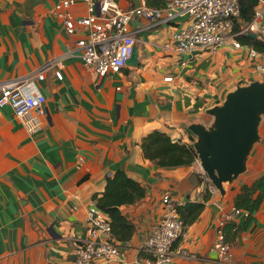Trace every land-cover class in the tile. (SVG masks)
<instances>
[{
    "label": "crops",
    "instance_id": "1",
    "mask_svg": "<svg viewBox=\"0 0 264 264\" xmlns=\"http://www.w3.org/2000/svg\"><path fill=\"white\" fill-rule=\"evenodd\" d=\"M58 1L0 0V81L25 78L53 61L44 80H36L46 96L41 130L29 132L25 118L0 106V264H72L76 244L87 236L94 195L102 194L107 178L120 169L147 193L121 207L136 226L121 258L99 264H142L139 245L162 215L167 191L176 204L206 203L175 243L176 249L197 257L178 255L173 264H264V199L251 216L242 211L227 221L237 225L236 231L226 232L232 248L228 262L222 263L213 248L235 196L264 175V124L247 170L225 183L224 195L207 179L198 159L191 166L159 167L141 146L153 130L193 144L196 135L189 126L209 125L208 109L223 103L238 85L264 82V70L256 69L246 48L232 44L188 54L166 50L164 42L183 18L152 28L138 18L130 24L141 28L138 65L101 76L75 54L83 33L80 28L74 34L66 31L52 11ZM118 1L131 9L141 0ZM85 10L82 2L71 9L75 16ZM257 38L264 39V29ZM260 60L264 63V53ZM57 71L63 79L56 77ZM168 76L173 80H165ZM261 191L264 186L256 194Z\"/></svg>",
    "mask_w": 264,
    "mask_h": 264
},
{
    "label": "built area",
    "instance_id": "2",
    "mask_svg": "<svg viewBox=\"0 0 264 264\" xmlns=\"http://www.w3.org/2000/svg\"><path fill=\"white\" fill-rule=\"evenodd\" d=\"M256 1V11L249 22L240 21L241 0H168L162 7H152L141 0L131 9L123 8L118 0H59L52 11L69 34L80 28L83 36L75 43V54L101 76L120 72L127 66L141 30L130 24L138 18L149 22L147 28L169 25L183 18L178 29L164 42L166 50L188 54L197 49L217 51L232 44L235 48H246L256 69L264 70L260 53L239 40L241 35L258 34L264 29V0ZM79 2L86 5V10L75 16L71 9ZM52 64L53 61H48L25 78L0 81V106H10L17 117L25 118L26 128L31 133L42 129L41 116L46 103V96L37 87L36 80H44ZM56 77L63 79V73L57 71ZM165 80L172 81L173 77ZM162 203V215L139 245V251L144 253L142 264H173L178 255L196 258V254L184 248H175V243L185 233V224L170 191L165 192ZM242 211L247 213L233 207L220 221L213 248L222 263L232 256L231 244L223 228ZM124 246L112 234L110 217L92 203L87 214V236L76 244L70 262L99 264L119 260Z\"/></svg>",
    "mask_w": 264,
    "mask_h": 264
},
{
    "label": "trees",
    "instance_id": "3",
    "mask_svg": "<svg viewBox=\"0 0 264 264\" xmlns=\"http://www.w3.org/2000/svg\"><path fill=\"white\" fill-rule=\"evenodd\" d=\"M149 6L162 7L168 0H145ZM257 7L256 0H241L240 21L249 22L253 19ZM238 28V26H236ZM239 40L253 46L258 52L264 53V39L241 35ZM193 144L174 141L166 132L153 130L142 140L141 146L147 159L159 167L191 166L198 155ZM264 186V175L255 179L251 185H243L241 191L235 196L234 207L245 210L249 216L257 211L264 199V192L256 194ZM147 189L139 181L129 177L124 170H117L107 178L106 187L102 194H95L96 205L102 209L111 220L112 234L117 241L126 245L132 239L136 226L122 212L123 205L135 204L146 196ZM205 201L187 200L184 204H177L185 230L192 225L205 209ZM229 225V227H228ZM237 230V225L226 223L224 232ZM182 237L178 239L180 241ZM227 238V237H226Z\"/></svg>",
    "mask_w": 264,
    "mask_h": 264
},
{
    "label": "water",
    "instance_id": "4",
    "mask_svg": "<svg viewBox=\"0 0 264 264\" xmlns=\"http://www.w3.org/2000/svg\"><path fill=\"white\" fill-rule=\"evenodd\" d=\"M256 38V33H249ZM139 63V48L127 61ZM213 119L209 125L193 123L190 131L196 135L194 149L204 173L212 185L225 194V183H233L247 170L249 156L261 140L260 124L264 118V82L253 81L238 85L223 103L207 111Z\"/></svg>",
    "mask_w": 264,
    "mask_h": 264
},
{
    "label": "rangeland",
    "instance_id": "5",
    "mask_svg": "<svg viewBox=\"0 0 264 264\" xmlns=\"http://www.w3.org/2000/svg\"><path fill=\"white\" fill-rule=\"evenodd\" d=\"M212 119H213V117H212ZM261 124H264V118H263V120H262ZM198 162H199V161H198Z\"/></svg>",
    "mask_w": 264,
    "mask_h": 264
}]
</instances>
